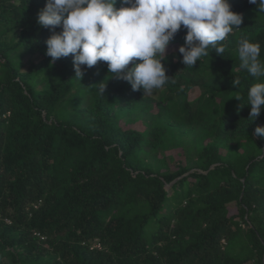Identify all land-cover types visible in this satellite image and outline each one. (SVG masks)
I'll use <instances>...</instances> for the list:
<instances>
[{
    "label": "trees",
    "instance_id": "trees-1",
    "mask_svg": "<svg viewBox=\"0 0 264 264\" xmlns=\"http://www.w3.org/2000/svg\"><path fill=\"white\" fill-rule=\"evenodd\" d=\"M228 2L243 22L223 56L184 68L182 26L162 61L176 83L144 96L106 62L79 82L71 54L53 61L46 0H0V264H264V109L246 104L264 81L236 52L247 38L264 61V13Z\"/></svg>",
    "mask_w": 264,
    "mask_h": 264
},
{
    "label": "clouds",
    "instance_id": "clouds-1",
    "mask_svg": "<svg viewBox=\"0 0 264 264\" xmlns=\"http://www.w3.org/2000/svg\"><path fill=\"white\" fill-rule=\"evenodd\" d=\"M117 0H46L38 13L37 23L52 31L45 43L46 54L53 61L73 57L74 78L84 75L82 65L91 68L106 62L111 77L124 80L133 91L143 89L151 95L169 84L162 61L166 49L178 31L186 29L185 43L178 51L184 68H194L197 61L209 56L210 50L223 56L222 42L241 29L240 13L231 10L228 0H123L126 7H116ZM264 13V0H248ZM60 27L62 30L56 32ZM236 52L239 67L258 81H264V61L261 47L247 38L238 41ZM131 63V67H129ZM233 87L241 86L240 77H233ZM97 91L104 95L106 82ZM242 99L240 95L234 97ZM250 106L248 120L255 121L264 109V82L247 89ZM254 135L264 138V126H257Z\"/></svg>",
    "mask_w": 264,
    "mask_h": 264
},
{
    "label": "rangeland",
    "instance_id": "rangeland-1",
    "mask_svg": "<svg viewBox=\"0 0 264 264\" xmlns=\"http://www.w3.org/2000/svg\"><path fill=\"white\" fill-rule=\"evenodd\" d=\"M199 91L197 90L196 92H193V93H191V97H195L196 95H197V93H198ZM161 93V92H160ZM158 91L157 92H155V93H153V95H155V96H160L161 94H160ZM133 128H136V129H138V130H141V131H145V132H147L148 131V129H149V126L147 125V123H146V117H143L142 119H140L139 121H135V122H132L131 124H130Z\"/></svg>",
    "mask_w": 264,
    "mask_h": 264
},
{
    "label": "built area",
    "instance_id": "built-area-1",
    "mask_svg": "<svg viewBox=\"0 0 264 264\" xmlns=\"http://www.w3.org/2000/svg\"><path fill=\"white\" fill-rule=\"evenodd\" d=\"M120 7H126V4H124V3L122 2V4L120 5ZM120 7H119V8H120ZM37 206H38V205L36 204L35 207H37ZM6 220H7L8 222H10L8 219H6ZM37 235H39L42 239L45 238V236H42V235H41L40 233H38V232H37ZM97 246L100 247L99 244H98Z\"/></svg>",
    "mask_w": 264,
    "mask_h": 264
},
{
    "label": "water",
    "instance_id": "water-1",
    "mask_svg": "<svg viewBox=\"0 0 264 264\" xmlns=\"http://www.w3.org/2000/svg\"><path fill=\"white\" fill-rule=\"evenodd\" d=\"M170 185V184H169Z\"/></svg>",
    "mask_w": 264,
    "mask_h": 264
}]
</instances>
